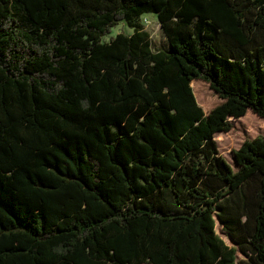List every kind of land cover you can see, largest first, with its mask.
Returning <instances> with one entry per match:
<instances>
[{"label": "trees", "instance_id": "obj_1", "mask_svg": "<svg viewBox=\"0 0 264 264\" xmlns=\"http://www.w3.org/2000/svg\"><path fill=\"white\" fill-rule=\"evenodd\" d=\"M248 111L264 0H0V264H264V135L215 139Z\"/></svg>", "mask_w": 264, "mask_h": 264}, {"label": "rangeland", "instance_id": "obj_2", "mask_svg": "<svg viewBox=\"0 0 264 264\" xmlns=\"http://www.w3.org/2000/svg\"><path fill=\"white\" fill-rule=\"evenodd\" d=\"M141 22L144 28L151 34V39L154 47L167 46V37L164 34L158 17L155 13H147L141 17ZM132 33L133 29L127 23L120 22L111 29V32L105 35L104 39L109 40L118 33ZM193 87L199 104L204 110L209 111L216 105L222 102L216 92L211 89L208 83L204 81L193 82ZM232 122V129L230 131L217 132L215 139L218 142L220 153L237 168L233 157V150L238 149L246 139L254 138L258 135H264V120L248 111L240 118H229ZM217 232L227 242L231 243L228 235L221 229L220 224H217Z\"/></svg>", "mask_w": 264, "mask_h": 264}]
</instances>
